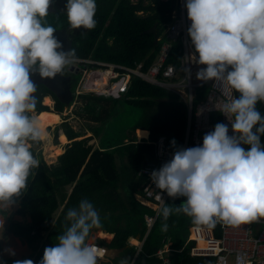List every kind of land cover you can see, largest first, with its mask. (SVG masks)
I'll return each instance as SVG.
<instances>
[{
    "label": "clouds",
    "instance_id": "obj_1",
    "mask_svg": "<svg viewBox=\"0 0 264 264\" xmlns=\"http://www.w3.org/2000/svg\"><path fill=\"white\" fill-rule=\"evenodd\" d=\"M51 3L0 0V207L8 208L26 190L40 164L28 146L44 134L30 115L37 90L30 73L53 78L75 58L73 49L58 51L62 44L54 36L56 29L42 23ZM185 7L194 47L189 61L206 65L198 69L196 79L239 93L222 108L226 117L234 116L233 135L227 124L217 123L202 145L177 147L173 139V158L153 170L150 179L169 197L186 198L176 207L164 203L160 211L165 220L173 212H183L209 225L217 220L234 226L251 223L264 217V115L256 107L264 102V0H186ZM96 8V0H67L72 28L93 29ZM185 72L191 75L190 68ZM65 219L70 226L57 237V244L44 249L39 264H97L93 248L85 243L90 230L100 226L93 203L82 199L78 207L67 210ZM167 227L163 224L162 230ZM3 228L0 219V232ZM5 251L15 255L11 249Z\"/></svg>",
    "mask_w": 264,
    "mask_h": 264
},
{
    "label": "trees",
    "instance_id": "obj_2",
    "mask_svg": "<svg viewBox=\"0 0 264 264\" xmlns=\"http://www.w3.org/2000/svg\"><path fill=\"white\" fill-rule=\"evenodd\" d=\"M176 1L137 0L133 3L131 0H96L97 8L94 16L96 25L83 35H79L78 41L73 43L75 58H90L98 62L129 67L143 61V68H146L160 49L161 43L154 44L153 34L145 31L153 23H157V36L162 35L164 28L171 21V13L176 7ZM58 22L54 13H49L42 21L45 26L53 27L57 26ZM181 53L180 41L172 43L168 62L177 65ZM78 80L76 78L71 86L72 95L75 94ZM41 94L37 95L35 111L47 109L40 104ZM234 95L238 97L239 93L234 91ZM81 98L85 99L82 108L90 114L93 122H99L105 116H109L111 111H115L113 110L115 107L108 110L103 103L107 102L108 98L103 96L83 93ZM109 99L113 100V103L122 101L140 110L139 118L130 129L132 131L136 129L138 142L142 137L144 139L147 130L148 143L144 141L136 143L133 139L127 140L126 137H122L119 141L110 139L104 146L100 141L99 146L94 148L92 145H87V142L94 137L93 133L90 137L77 140L82 134L73 129L67 121L59 124L63 133H58V143L63 145L70 141L71 144L56 158L55 164H46L42 160L38 148L39 141L32 143L30 150L40 161L39 168L34 170L36 173L34 178L30 175L26 190L22 191L19 197L13 198V201L20 202L19 212L28 214L31 218L29 224L17 225L16 230V234L27 244L32 245L39 240L42 231H47L46 241L49 246L57 244L59 242L57 237L70 226V222L65 219L67 210L78 207L79 202L85 198L93 203L99 213V228L115 233L113 245L123 246L126 236L130 233L139 231L141 236L143 235L145 229L143 215L151 213V210L138 204L131 197L129 205L126 206L124 197L118 192L119 182L122 181L121 190L126 195L140 193L142 178L137 177L136 174L140 166L153 160L152 142L159 136L166 137L168 141L175 139L177 144H182L185 139L186 105L175 93L137 77L131 78L125 91ZM62 107L63 104L54 98V110H61ZM256 107L264 115V102H258ZM42 112L49 114L45 115V118L48 117L53 125L59 122L56 113L41 111L38 114ZM212 120L214 125L218 123L217 113L212 115ZM46 126L50 124L45 125L44 134H47ZM91 128L88 131H91ZM141 130L142 132H139ZM97 135L99 136V132ZM41 139L43 140V137ZM124 140H127L126 143ZM261 143L264 145V136H261ZM57 148L56 154L61 153V149L58 146ZM70 184H73V187L66 195L65 188ZM179 200L180 197H168L166 203L176 207L181 204ZM62 202L60 212L51 224L53 212ZM165 223L168 225L167 230H162ZM195 224L209 226L213 230V235L218 233L219 236L217 223L214 225L197 223L193 217L183 212H173L165 220L159 211L136 254L135 249L127 247L126 257L121 261L126 260L127 264H130V261L131 264H156L155 250L162 241H170V246L174 250L170 256L173 262L209 264L212 257L191 255L190 247L181 249ZM218 236L214 235V237ZM200 241L202 244L198 241V245H204L200 246V249H206V241ZM189 243L191 245L195 242ZM43 253L44 248L33 255L34 264H39Z\"/></svg>",
    "mask_w": 264,
    "mask_h": 264
},
{
    "label": "built area",
    "instance_id": "obj_3",
    "mask_svg": "<svg viewBox=\"0 0 264 264\" xmlns=\"http://www.w3.org/2000/svg\"><path fill=\"white\" fill-rule=\"evenodd\" d=\"M185 4L186 0H177V5L171 13V21L161 35L160 49L146 68H143V61L132 67L102 62H90L89 64L98 66V70L101 72L95 73L104 78V90L99 91V94L119 95L125 91L132 76L175 93L187 107L186 133L181 146L191 148L202 145L204 135L214 130L212 115L215 113L218 114L220 123L228 125L229 135H233L230 122L234 121V116L227 114L226 117L222 108L227 100L235 95L234 90L227 86L222 87L218 82H204L196 79L198 69L206 68V65H197L189 61L190 55L194 54V47L188 35L191 21L188 19ZM176 41H180L182 45V53L177 65L168 62L172 43ZM195 55L198 57V53ZM86 63L88 61L74 58L69 67H73L74 64L83 66ZM185 67L190 68V76L186 74ZM94 82L93 79L90 84L92 85ZM205 85H207L206 91L202 89ZM201 94L203 97L200 99ZM152 144L154 145L153 160L140 166L137 171V177L142 178L138 202L151 210V213L143 215L147 230L169 197L166 192H162L152 183L151 172L159 170L165 162L170 161L174 153L171 142L164 136L157 137ZM216 223L219 229L218 237H214L213 230L209 226L198 224L192 226L191 233L187 237L188 243L195 242L189 249L191 255L212 257L209 264H264V217L239 226L230 225L220 220H217ZM200 237L206 241V249H200L198 245ZM90 246L97 256V261L100 262L105 257L107 249L99 244ZM173 251L171 246L156 249L154 252L157 259L156 264H178L173 262L170 257Z\"/></svg>",
    "mask_w": 264,
    "mask_h": 264
},
{
    "label": "crops",
    "instance_id": "obj_4",
    "mask_svg": "<svg viewBox=\"0 0 264 264\" xmlns=\"http://www.w3.org/2000/svg\"><path fill=\"white\" fill-rule=\"evenodd\" d=\"M55 29H62V28H55ZM77 59H82V58H77ZM82 60L83 61H85V60L88 61V63L83 64V66H84L85 69L90 70L92 73L99 69L98 66L89 64L90 62H98V61H94V60L92 61L91 59H88V58H83ZM127 67H129V66H127ZM132 77H136V76H132ZM131 78H130V80H131ZM81 79H82V77H81ZM81 79L79 80V83H80ZM130 80H129V82H130ZM90 82L91 81H89L87 86H89V87L92 86V88H93L94 84L91 85ZM78 85L76 86L75 94L72 95V99H71V101L68 104L60 102V103L63 104V107H62L61 110H57V109L54 110V98H56V97L54 96V94L52 92H50L48 89H46L49 93L41 94L42 96H41V99H40V104L43 105L41 102L43 101V99L46 98V99H48L50 101V105H47V104L43 105V106H45L47 108L46 110H40V111H35L34 110V114H36L38 112H41V111H52V112H55V113H58V114L61 115L62 114V110L67 108L68 106H70L83 93L84 94L85 93H92V94H96L97 96H103L105 98H109V97L113 98V97H117L118 96V95L117 96H106V95L98 93L99 91H103V89H99V91H92V89H84V88H80V87L78 88ZM43 89H45V88L43 87ZM70 91H71V86H70ZM202 97H203V94H201L199 96L200 99ZM33 115L31 113V116H33ZM45 115L48 116L49 114H45ZM186 118H187V107H186ZM61 122H63L62 118H60L58 123L54 124V127H53L54 130H56L57 128H60L59 124ZM218 123H220L219 118H218ZM42 127H43V131H44V126H42ZM48 127L49 126H46L45 130L48 129ZM137 129H139V128H137ZM140 129H142V128H140ZM143 130H145V129H143ZM134 131H132L133 135H134V139L133 140H135L136 143H139L141 141H144L145 143H148V131L147 130H145L146 133H147L146 136L144 137V139L142 137V139L139 142L136 139V135H135ZM59 132H62L61 128H60ZM88 132H91V131H88ZM63 135H65V134H63ZM91 135H92V132H91ZM66 139H67V137H66ZM83 139H84V137H83ZM40 140H42V139L40 138ZM40 140H39V143H40ZM127 140H130V139H127ZM127 140H124V143H126ZM32 143H35V142H33V141L29 142L28 141L29 148H31V144ZM70 144H71V142L68 144V146ZM68 146H67V148H68ZM97 146H99V143H98ZM57 149H58L57 147L53 148V152L55 154H56ZM39 150H40V154H41V149L39 148ZM61 154H59L58 156H60ZM58 156H56V158ZM41 157H42V155H41ZM56 158L54 159V162H52L51 164H54L56 162ZM42 160L44 161L43 158H42ZM44 162L46 164H49L46 161H44ZM72 187H73V184H70V185L66 186V188H65L66 189V195H68L70 193ZM140 189H141V186H140ZM120 191H118V192L124 197V202H125L126 206L129 205L130 197L133 198V200L135 202L140 204L138 202V197H139L138 195L140 193H138V192L136 193L135 192V193H132L130 196H128V195H126L125 193L122 192L121 187H120ZM62 204H63V202L59 203L58 207L54 210L53 218L50 221L51 224L53 223L55 218L58 216ZM140 205H142V204H140ZM142 206L148 208L145 205H142ZM19 207H20V202L19 201H13V203L8 208L0 207V219H4V228H3V231L0 232V264H14V261H16V260H24V259H31L32 260V257H33L34 254L39 252L41 249H43V248L45 249L46 247L49 246V243L46 241L47 231H42L41 232V236L42 237H40L39 240H37L32 245L31 244H27L26 242H24L22 240V238L19 235L16 234L17 225H27V224H29L31 222V218H30V216L28 214H23V213L19 212ZM148 230L145 227L144 233H143L142 236L139 233V231L134 233V234L130 233V234H128L126 236V242H125V244L123 246H115V245L112 244L113 236L115 234L113 231H109V230L106 231L104 228L93 227L90 230L89 235H88L85 243L88 244V245L99 244L100 246H104L107 249L105 257H103L100 260V262L97 261V264H121V260H123L126 257L127 249H128L127 247H132L133 249H135V254H136V252L139 250V248H140V246L142 244L143 238H144V236H145V234L147 233ZM200 240H204V238L200 237ZM170 244H171L170 241H168V242L162 241V243L158 246V248H162L163 246H170ZM200 244H202V242H200ZM5 249L13 250L15 252V255L14 256L13 255H9L5 251ZM135 254H134V256H135ZM131 262L132 261H130V264H131Z\"/></svg>",
    "mask_w": 264,
    "mask_h": 264
},
{
    "label": "rangeland",
    "instance_id": "obj_5",
    "mask_svg": "<svg viewBox=\"0 0 264 264\" xmlns=\"http://www.w3.org/2000/svg\"><path fill=\"white\" fill-rule=\"evenodd\" d=\"M131 1L133 3H135L137 0H131ZM69 65H67V68L69 67ZM98 71L99 70H96L92 73L90 70H87L85 73V70H84L82 72V75H83L82 79H81V73H79L77 77L79 80L81 79V81L78 85V88L80 87V88H84V89H92V91H99L96 88H92V87L87 86L89 81H92L95 78L100 80L101 76L98 73H95ZM99 72H101V71H99ZM99 82H101V81H98V83ZM101 88H103V86ZM202 89H204V91H206L207 85L203 86ZM41 93H49V92L46 89H41L39 95ZM112 101L113 100L108 98L107 102L105 101L103 103L105 106H107L109 111H110V108L112 109L113 107H115L113 109L115 111L114 112L111 111V114L109 116H105L99 122L91 121L92 118H91L90 114H87V112L84 110V108H82L84 105L85 99L81 98V96H79L70 106L63 109L61 115L58 113H56V115H58L59 119L62 118L63 121H68V123L72 126L73 129H75L76 131H80V133H82L81 136L77 137V140H81V139H83V137H90L91 132H88L87 130L90 127H92L91 131H92L94 137H92V140H89L87 142V145H92L94 148L98 147L97 145L100 141L102 142L101 145L104 146L110 141V139H112L114 141H119L122 139V137H126V139H134V135H133L132 130L130 129V126L134 122H136L137 119L139 118L140 110L136 107L126 105L124 102L119 101V100L116 103H113ZM41 103L43 105H46V104L50 105V101L46 98L43 99V101ZM42 113L35 115L34 112H32V115L34 114L33 116L35 117L37 122L39 121V118H40ZM47 123H49L50 126L48 127V129H46L47 134L43 135L45 141L40 140L38 147L41 149V155H42V158L44 159V161H46L48 163H52V162H54V159L56 158V156H58L63 151H65V149H67V146L70 143V141H68L67 143H65L63 145H59V143H58V132L60 131V128H57L56 130H54V128H53L54 125L50 122V119L48 117L44 118L42 126L45 127V125ZM42 126H38V127L43 132ZM98 132H99V136L97 135ZM139 132H142V130ZM134 133H135L136 139H137L138 134L136 133V131H134ZM96 135H97V137H96ZM171 141L172 140H170V142ZM57 146L61 149V153H59V154H55L53 152V148L57 147ZM176 146L181 147V143L177 144V142H176ZM172 150L174 151V148ZM121 184H122V181L119 182V190L118 191H120ZM214 235L218 236V233L217 234L214 233ZM191 245H193V244H191ZM191 245H190V243H188L187 240H185L182 246L183 247H190ZM200 246L203 247L204 245H200ZM229 260H230V258H229Z\"/></svg>",
    "mask_w": 264,
    "mask_h": 264
},
{
    "label": "flooded vegetation",
    "instance_id": "obj_6",
    "mask_svg": "<svg viewBox=\"0 0 264 264\" xmlns=\"http://www.w3.org/2000/svg\"><path fill=\"white\" fill-rule=\"evenodd\" d=\"M66 4H67V0H52V3L49 7V13L56 14L57 19L59 21L57 26H54V28H62V29H65L66 31H68L69 39H70V43H71L70 49H69V51H70L72 49L73 43L75 41H78L79 35H83L84 33L88 32V30L84 29L83 27L74 29V28H72L71 25L70 26L68 25L69 21H68V16H67V11H66ZM68 26H69V28H68ZM62 51L65 52V50H62ZM88 59H90V58H88ZM84 70L86 73L87 69H85L81 64H74L73 67L67 68V66H66L64 68V70L61 73H59V75L62 77H70L69 83H70V86H72L73 82L76 80V78H78L77 76L79 73H81V77L83 76L82 72ZM30 78L32 79V81L34 82V84L37 87V90L34 93V96L37 99V97H38L37 95L40 93V90L43 88L42 86L37 85V82L42 80L43 77H41L39 75L38 71H33L30 73ZM78 84H79V81H77L76 85H78Z\"/></svg>",
    "mask_w": 264,
    "mask_h": 264
},
{
    "label": "water",
    "instance_id": "obj_7",
    "mask_svg": "<svg viewBox=\"0 0 264 264\" xmlns=\"http://www.w3.org/2000/svg\"><path fill=\"white\" fill-rule=\"evenodd\" d=\"M145 32L152 33L154 36V44H157V23H153V25ZM54 36L62 44V48L58 49V51L65 50V53H67L71 45L68 31L65 29H56ZM69 81L70 77H62L58 73L53 78H43L37 82V85H40L52 92L59 102L68 104L72 99ZM185 200V197H180V203L184 202Z\"/></svg>",
    "mask_w": 264,
    "mask_h": 264
},
{
    "label": "bare ground",
    "instance_id": "obj_8",
    "mask_svg": "<svg viewBox=\"0 0 264 264\" xmlns=\"http://www.w3.org/2000/svg\"><path fill=\"white\" fill-rule=\"evenodd\" d=\"M94 81L95 82H94L93 88H96L97 90H99V89H103L104 90V87L101 88L102 86H104V78H103V76H101L100 80L95 78ZM98 81H101V82L98 83ZM36 114H38V113H36ZM44 118H45V114L42 113L41 116H40V118H39V121H38V126H42L43 121H44ZM43 135H46V134H43ZM42 137H43V140H44V136H42ZM199 242H200V240H199Z\"/></svg>",
    "mask_w": 264,
    "mask_h": 264
}]
</instances>
